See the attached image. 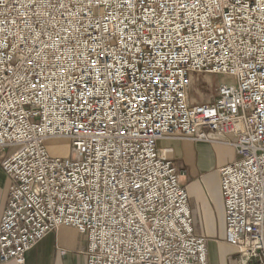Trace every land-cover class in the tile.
I'll list each match as a JSON object with an SVG mask.
<instances>
[{
    "label": "built area",
    "instance_id": "1",
    "mask_svg": "<svg viewBox=\"0 0 264 264\" xmlns=\"http://www.w3.org/2000/svg\"><path fill=\"white\" fill-rule=\"evenodd\" d=\"M205 73L232 80L195 102ZM163 138L237 150L226 235L234 264H264V0H0L2 262L69 226L86 264H210Z\"/></svg>",
    "mask_w": 264,
    "mask_h": 264
},
{
    "label": "crops",
    "instance_id": "2",
    "mask_svg": "<svg viewBox=\"0 0 264 264\" xmlns=\"http://www.w3.org/2000/svg\"><path fill=\"white\" fill-rule=\"evenodd\" d=\"M214 74H206L210 80ZM195 77V76H194ZM193 92V91H192ZM194 95V92H193ZM158 147L180 169V180L187 185L194 234L207 238L210 264H234V247L226 235V208L219 169L237 160V150L227 144L163 138ZM0 223L7 206L10 180L1 166ZM87 236L74 227L62 226L51 231L26 253L24 264H86ZM62 251L65 254H62ZM0 264H18L14 260Z\"/></svg>",
    "mask_w": 264,
    "mask_h": 264
},
{
    "label": "rangeland",
    "instance_id": "3",
    "mask_svg": "<svg viewBox=\"0 0 264 264\" xmlns=\"http://www.w3.org/2000/svg\"><path fill=\"white\" fill-rule=\"evenodd\" d=\"M205 74H196L193 76V84L191 87V95L195 102L203 103L212 101L216 96L215 89L222 81H231L232 78L227 75H213L207 80ZM194 95H193V92ZM47 147L52 155L69 156L72 148V141L67 138L48 139ZM180 170V169H179Z\"/></svg>",
    "mask_w": 264,
    "mask_h": 264
}]
</instances>
